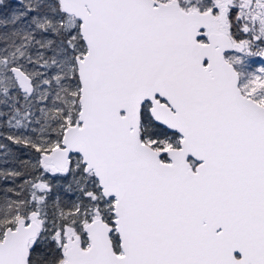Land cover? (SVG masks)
I'll return each mask as SVG.
<instances>
[{
	"label": "snow or ice",
	"instance_id": "6c2138e0",
	"mask_svg": "<svg viewBox=\"0 0 264 264\" xmlns=\"http://www.w3.org/2000/svg\"><path fill=\"white\" fill-rule=\"evenodd\" d=\"M0 264H264V0H0Z\"/></svg>",
	"mask_w": 264,
	"mask_h": 264
},
{
	"label": "trees",
	"instance_id": "16d2710c",
	"mask_svg": "<svg viewBox=\"0 0 264 264\" xmlns=\"http://www.w3.org/2000/svg\"><path fill=\"white\" fill-rule=\"evenodd\" d=\"M9 2H14V0H9Z\"/></svg>",
	"mask_w": 264,
	"mask_h": 264
}]
</instances>
